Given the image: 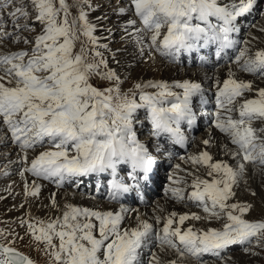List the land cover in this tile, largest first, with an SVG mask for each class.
Listing matches in <instances>:
<instances>
[{
	"label": "snow or ice",
	"instance_id": "snow-or-ice-1",
	"mask_svg": "<svg viewBox=\"0 0 264 264\" xmlns=\"http://www.w3.org/2000/svg\"><path fill=\"white\" fill-rule=\"evenodd\" d=\"M126 2L127 11L134 10L143 30L150 34L145 38L130 33L141 52L147 46L172 63L184 52H195L212 44L217 45L216 57L222 58L225 49L236 44L231 38V34L238 31L235 21L249 14L257 4V0H231L223 5L220 0ZM78 4L79 15L69 22L66 0H0V12H8L15 29L9 33L0 22V46L11 40L27 48L0 53V127L7 129L10 139L24 153L20 159L21 177L30 173L36 180L53 181L57 188H62L66 183L79 186L86 179L107 172L111 176L109 200L118 201L120 195L133 190L118 178L119 166H131L133 181H138L140 174L148 180L155 162L133 131L136 110L148 109L153 135L167 133L173 143L183 144L185 135L180 125L182 121L189 126L194 124L191 99L200 92L201 85L188 80L175 84L148 81L134 86L133 97L121 95L119 87L99 90L91 83L94 76L117 85L120 81L118 74L108 69L103 53L98 50H106L107 45L100 44L93 35L95 25L89 22L88 13L84 11L85 4L91 8L89 0H78ZM125 12L126 9H119V14ZM30 18L32 24L27 22ZM36 24L40 25V32L34 38L22 35L34 32ZM134 26L135 21L130 20L126 31ZM260 31L264 32V28ZM80 34L87 37L92 46L91 61L87 60L83 45L79 52H74ZM29 45L31 47H27ZM248 51L247 47L240 50L236 63L241 72L264 83V50L243 59ZM101 67L106 71L101 73ZM235 75L229 69L223 87L218 88L216 101L220 111L215 125L235 146L231 151L226 146L222 149L235 163L214 161L208 151L187 158L193 168L186 176L192 178L190 187L194 189L187 201L203 215L172 212L163 218L159 229L137 216L135 227H124L129 209L99 211L69 202L61 207L53 194L46 219L33 218L36 223L21 221L32 237L29 243L43 244L51 264H140L143 247L154 234L161 252L172 250L181 260L208 264L203 259L205 254L219 257L230 245L264 240V222L250 223L241 218L251 205L231 202L246 163L264 171V87L236 79ZM142 88L157 91L146 94L139 91ZM174 88L182 89V94L173 91ZM136 91L143 103L136 102ZM253 93L257 98H247L246 94ZM169 97H174L175 101L170 107H164ZM237 112L238 117L234 116ZM203 143L209 145L210 141L205 139ZM29 151H38V154L29 160ZM36 180L25 184L26 196L38 197L40 185ZM174 182L187 185L184 178ZM171 191L173 198L187 207L184 189ZM52 211L60 215L52 217ZM225 218L228 223L221 229L187 227L182 230L180 227L187 220ZM161 221L159 215L155 216L157 225ZM0 238H6L2 232ZM0 264H34V261L10 245L0 244ZM150 264L178 262H165L153 254Z\"/></svg>",
	"mask_w": 264,
	"mask_h": 264
},
{
	"label": "bare ground",
	"instance_id": "bare-ground-1",
	"mask_svg": "<svg viewBox=\"0 0 264 264\" xmlns=\"http://www.w3.org/2000/svg\"><path fill=\"white\" fill-rule=\"evenodd\" d=\"M231 1V0H230ZM93 1H91L89 4L91 7H95L97 5L92 4ZM96 3V2H95ZM100 6V5H99ZM99 6L98 9H99ZM255 8L258 7V11L262 12L257 13V18L255 24L250 28L249 34L247 36L246 40L242 39L246 36L245 29L249 27L248 24L242 29L241 25L238 22V19L241 17H238L235 21V26L238 29V31L234 32L235 37L238 39L237 45H235V50L233 52L231 63L229 68L225 69H218L216 71V75L214 77V86L217 87L218 85L220 87H223V80L228 78V71L231 69L236 75L234 78L236 79H243L246 82L250 81L254 85H257L259 87H264V83H261L259 80L255 79L251 74L243 73L240 71L239 66L236 63V56L239 55V51L242 49H245L246 46L249 49L247 55H249L251 52L254 54L258 50H264V32L259 33L256 32L257 27H260L261 29L264 28V4L261 2V0H257V4L254 6ZM87 9V8H86ZM263 9V11H262ZM95 10V9H94ZM257 11V12H258ZM98 14V16H97ZM261 18V20H260ZM263 18V19H262ZM88 20L91 24L95 25V31L94 34L97 36V40L100 44H106L107 49L100 48L102 53H110V55L115 51H118L121 54V57L118 58L117 62H114L112 60L109 61V65H111L114 72H116L117 78L119 79V83L121 84V88L123 89L122 83L124 81L125 74L131 73L132 71L138 70V69H146V71H149V74L152 72H156L158 70L159 77L153 78V79H147L145 78V82L148 81L152 82H164L168 84H174L177 80H181V82L188 80L190 82L199 83L200 85L204 82V79L199 77L200 75L205 76L206 71L205 70H197L196 68H191L189 66H182L175 63H170L167 61V59L163 56H152L149 52V55L147 54L148 51L146 48L143 49V52L140 53V50H137L136 47H134L128 37L123 38L122 34L118 35V29L116 28L118 25L112 28V30L107 28V24L103 22L100 18V12L90 14L88 17ZM125 22L128 21V19L124 20ZM111 25V24H110ZM259 25V26H258ZM133 33H138V28L133 29ZM95 36V37H96ZM113 39V42L111 43L110 40ZM120 42V45L118 49L112 48L111 44L114 42ZM258 41V42H256ZM111 43V44H110ZM115 47V46H113ZM146 47V46H145ZM10 51V50H9ZM119 54V55H120ZM113 55V54H112ZM107 59V57H106ZM108 61V60H107ZM126 62V65H125ZM117 64V65H115ZM242 64V62H241ZM169 65L173 67H169ZM170 73L169 75L167 73ZM198 74L196 78H194V74ZM135 76V75H134ZM149 75L148 77H150ZM152 77V76H151ZM133 78V77H132ZM127 79V78H126ZM136 79V78H135ZM140 81V80H139ZM143 81V82H144ZM219 81V84L217 83ZM175 90V88L173 89ZM151 91V90H148ZM154 93V91H153ZM217 96V93H216ZM215 96V101H216ZM249 99H255V96L253 94H249ZM175 101V98L169 97L165 100V102L172 103ZM140 103V102H139ZM216 107H217V101H216ZM220 111L218 108L215 112V119L211 122L210 126L207 127V130L209 133H205L203 135V141L205 139H208L210 141L209 145H204L203 142H195L192 143V148L189 151V153L186 156V163L187 166L182 164L180 161H177L179 165L183 168L182 175L183 178L186 180V172L192 171V164L187 159L190 156H193L195 153H198V146L202 147L204 151H208L212 156L214 161H224L229 163L230 165H233L235 161L232 160L231 156L228 154H225L222 149L226 146L230 151L235 148L234 145L231 144L230 140L227 138L225 133H221L218 128H216V115L217 112ZM195 115L196 122L198 126L201 128L202 121L198 119L200 115H203L206 113L204 109L197 111H193ZM207 114V113H206ZM234 116H236V113H234ZM237 117V116H236ZM202 122V123H201ZM149 125V128L146 126ZM205 125V124H204ZM207 124L205 125L206 128ZM180 127L183 129V126L180 125ZM5 127H0V131H3ZM133 131L136 134V139L139 143L143 144L147 152L149 153L150 147H146L147 143L150 142L153 144L151 148H155L158 150V153H162V155L159 157V164L162 167L167 166L170 163V158L173 156L172 153H166L163 149L164 147L161 146V142L153 141L152 138H150V135L148 134L150 131L153 132V126L149 118H147L146 121L144 119L140 122H135L133 120ZM143 131V138L144 140H139V134ZM221 137L217 138L216 137ZM159 139H163V134L161 133L159 136ZM216 143H219L216 145ZM8 142L2 141L0 138V164L6 163V156L9 154L10 150L7 147ZM214 151H211V148H214ZM183 152L177 151L176 154H182ZM37 153L32 154V157L36 155ZM224 155H227L228 157H225ZM155 160L157 161L156 157L151 155ZM20 163V161H19ZM5 168V167H4ZM131 166L124 164L120 165L118 168V171L120 173H123L125 171H128L130 174ZM163 170L160 169V172ZM6 172V171H5ZM263 172V171H262ZM131 176V174H130ZM263 176V175H262ZM26 179L23 177L17 179V182L15 184V189L7 190L5 188L4 184H2V181L0 180V217L3 219H31V218H40V219H46L49 216V210L48 207L51 204L50 196L53 194L48 193L46 190L43 189L42 184L38 183L40 185V192L38 197H31L26 196L25 194V188L22 184V181ZM160 182H167L169 188H183V195L185 197V202L187 203V207L185 206V203H178L172 195V191L166 192V194L163 195L162 199V209L163 211H159V208L156 207L153 200L152 203L149 201V203L143 207L142 216L138 215L135 212H129L127 214L128 219L123 224L124 227H135L136 223V217L139 216L141 221H148L149 223H152L154 225V228L156 227L155 223V216L156 214H162L165 217L168 216L172 212H176L177 214H184V213H197L199 215H203L202 211L194 206H192L191 202L187 201V190L189 189L188 184L185 185L184 183H176L174 180H179L175 177L174 174H169L168 177L161 175ZM192 178L189 177V183L191 184ZM242 180V181H241ZM241 181V182H240ZM240 184L239 187L235 189L236 196L233 201L231 202H237V203H243L251 205L249 209V215L250 216H259L264 215V182L260 179V169L254 168L253 165L246 163V170L244 175L240 178ZM246 181V182H245ZM4 183V182H3ZM262 184V186H261ZM9 186V185H8ZM7 187V186H6ZM11 187V185H10ZM9 187V188H10ZM191 189V188H190ZM194 190V189H192ZM19 193L17 196H15V193ZM255 192L256 195H252L251 193ZM8 195V199L6 201L2 200V197H6ZM2 196V197H1ZM55 199L57 202L63 207V204L65 202H69L73 204L74 206L80 207L84 205H91V206H98L99 204L95 201H85L78 195L70 192H59L55 194ZM23 205V206H21ZM112 207L115 209V212H118L121 207H124L126 209L128 208L127 202L124 203L121 206L115 205L114 203L111 204ZM130 210V209H129ZM60 213L52 211L51 216L56 217L59 216ZM249 217V216H248ZM251 220H255L256 218H250ZM222 221V220H221ZM224 223L216 222V220L212 221H192L187 220L184 222V225H180L181 229L184 230L187 227H193L195 229H204V228H216L221 229ZM156 238V236L153 234L143 247V250L140 254V264H150V262H146L145 260V252L150 251L153 252V254H157L161 257V259L165 262L170 260H177L178 264H194V262L190 259L181 260L179 259L175 252L172 250L161 252L159 250V246L157 242H154L152 239ZM151 240V241H150ZM178 243V241H177ZM227 249H224L221 251L220 255H223ZM209 256V254H205L203 256V259L205 260L206 257ZM237 255L233 256L232 258H235L237 260ZM144 260V262H143ZM248 260V258H247ZM220 261V260H219ZM230 259H226L224 262L229 263ZM238 261V260H237ZM224 262H211L209 264H223ZM239 262V261H238ZM242 262V261H241ZM243 263V262H242ZM234 264V263H232ZM236 264V263H235Z\"/></svg>",
	"mask_w": 264,
	"mask_h": 264
},
{
	"label": "rangeland",
	"instance_id": "rangeland-1",
	"mask_svg": "<svg viewBox=\"0 0 264 264\" xmlns=\"http://www.w3.org/2000/svg\"><path fill=\"white\" fill-rule=\"evenodd\" d=\"M91 1H93L92 2L93 5H97V6L100 5V6H99V9H98L97 6L89 8L88 4H85L84 5V11L88 13V17H89L90 14H94V13L100 12L101 20L107 24L106 26H107L108 29L112 30V28L117 25L118 20L120 21V19L117 18L115 13H114L115 12L114 7H119L121 4L118 3V0H89V3ZM66 4L69 6V12H70V15L68 16V20H69V22H71L73 17H76V16L79 15L78 0H66ZM262 11H263V9H262ZM6 13H8V12L7 11L0 12V21L5 24L6 30L9 33H12V32L15 31V29L12 26V19L13 18L10 16L9 19L7 18L8 21H5ZM257 13H261L262 14V12H260V11H258ZM97 16H98V14H97ZM30 20H31V18L28 21H30ZM21 22H25V21L22 19ZM255 22H256V20L253 23L255 24ZM39 32H40V25L36 24L35 25V31L32 32L31 35L28 36V35H26L25 32L22 33V35L26 36V37L34 38L35 35L39 34ZM257 32L262 33V31H257ZM85 38H87V37H85L84 35L80 34L78 40L75 43V45L78 48H79V45H81V44L85 45V41H88V39H85ZM96 38H97V36H96ZM256 42H258V41H256ZM119 45H120V42H118V41H116L113 44H111L112 48H114V49L115 48L118 49ZM113 46H115V47H113ZM27 47H31V45H29ZM5 49L8 52H12V53L13 52L22 51V50H27L26 46L23 43H16V42H13L11 40L6 42ZM76 51H77L76 48H74V52H76ZM1 53H3V52L1 51ZM112 54L116 55V59L112 60L114 62H117L118 58L121 57V54L118 51H116V52L114 51ZM112 54L110 55V53L109 54L108 53H103V55H105L107 57V60H108V61L106 60L107 63H109V61L112 59V56H113ZM147 54L149 55V52ZM115 65H117V64H115ZM125 65H126V62H125ZM169 67H173V66L169 65ZM108 69L113 71L111 65H109V64H108ZM167 74L169 75L170 73H167ZM149 75H151L152 77L151 76L148 77ZM144 76H145V78L147 77V79L150 80V79L159 77V72L157 70L156 72H152L151 74H149V71H146V69H138V70L132 71L131 73L125 74V77L127 79L126 78L124 79V83L123 84H124L125 87H128L129 89L134 91V86L137 83H141V84L146 83L144 81L145 80ZM129 79H131V81H133V83L132 82H127ZM101 82L102 81H99L97 79L93 83H94V85H96L97 88L102 89L106 85H101ZM109 85H111V83H109ZM121 90L125 91L127 89L123 88ZM253 95L255 96L254 93H253ZM246 96H248L247 98H249V94H246ZM255 98H257V97L255 96ZM237 115H238V112H237ZM142 133H143V131L139 134V137L143 138L144 136H143ZM217 144H219V143H216V145ZM152 146H153V144L150 143V142H148L147 145H146V147H148V148L150 147V149H151ZM214 149H215V147L211 148V151H214ZM224 156L228 157L227 155H224ZM179 169L180 168L178 166H175V165L171 166L172 172H175V170H179ZM10 175L11 174H9V172L7 170H5L4 165L0 164V180L2 181V184H4V185L6 184L4 187L6 188V186H7L8 187L7 190H10V188L13 186L12 177ZM209 179H211V178H209ZM260 179L263 180V182H264V171L262 172L261 170H260ZM240 182H239V184H240ZM10 185H11V187H10ZM261 186H262V184H261ZM17 195L18 194L15 193V196H17ZM7 198H8V195L6 197H2V200L6 201ZM160 204H161V209H162V202H160ZM236 214L239 215V213H236ZM253 217H255L256 219L255 220H251L250 218H253ZM241 218L247 220L250 223L251 222H264V215L250 216L249 215V210L246 211L242 215ZM21 221H22V219H20V218H15V219H12V218L11 219H7L6 218V219H3L2 217H0V232H2L4 234V237H6V238H0V243L4 244V245H10V246L16 248L18 251L26 254L31 260L34 261V264H51L50 258L47 255L43 244H37L35 242L29 243L32 240V237H31L30 234H28L26 232V225L22 226ZM23 221L36 223V221L33 218H31V219H23ZM216 222L228 223L226 218L222 219V221L219 220V221H216ZM162 226L163 225H160L159 228H161ZM37 227H39V225H37ZM56 242L58 243V241H56ZM232 246H234V247L232 249H230V251L228 253H226L224 256H219V257L212 256V257L208 258L205 261L208 262V264H209V263L215 262V261L224 262L226 259L229 258L230 259L229 263H231V264L232 263H234V264L235 263L236 264H264V240H262L259 243H257V241L255 239H253L252 243H250V244L246 243L245 245H232ZM245 249H247V251H245ZM237 254L239 256V257H237V260L239 262L235 258H232L233 256H235ZM152 255L153 254H149V255L146 256V258L148 260L152 261ZM247 258H248V260H247ZM143 262H144V260H143ZM223 264H228V263L224 262Z\"/></svg>",
	"mask_w": 264,
	"mask_h": 264
}]
</instances>
